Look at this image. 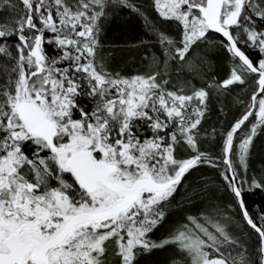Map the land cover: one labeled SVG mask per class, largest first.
<instances>
[{
    "label": "snow or ice",
    "instance_id": "1",
    "mask_svg": "<svg viewBox=\"0 0 264 264\" xmlns=\"http://www.w3.org/2000/svg\"><path fill=\"white\" fill-rule=\"evenodd\" d=\"M169 250L264 264V0H0V264Z\"/></svg>",
    "mask_w": 264,
    "mask_h": 264
},
{
    "label": "trees",
    "instance_id": "2",
    "mask_svg": "<svg viewBox=\"0 0 264 264\" xmlns=\"http://www.w3.org/2000/svg\"><path fill=\"white\" fill-rule=\"evenodd\" d=\"M137 34L138 29L135 20H131L126 26L113 28L112 31L107 33L105 49L115 57L118 64L123 65V63L129 59L130 45ZM257 155H259V151ZM249 199L250 201H259L261 199V194L257 193L252 195ZM171 254V250L157 251L155 255L147 256L144 264H167Z\"/></svg>",
    "mask_w": 264,
    "mask_h": 264
}]
</instances>
